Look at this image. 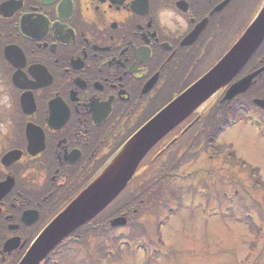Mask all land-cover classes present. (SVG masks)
<instances>
[{"label": "flooded vegetation", "instance_id": "1", "mask_svg": "<svg viewBox=\"0 0 264 264\" xmlns=\"http://www.w3.org/2000/svg\"><path fill=\"white\" fill-rule=\"evenodd\" d=\"M6 3L12 6L0 15V61L19 113L0 154V182L14 181L0 198V264L19 256L17 238L26 246L200 68L210 59L206 69L216 65L257 18L264 0H0V6ZM165 7L187 19L186 33L163 31L157 13ZM7 46L21 51L12 54L14 61L5 58ZM18 71L27 77L20 86L13 82ZM256 72L254 87L262 86L264 41L240 77ZM24 94L34 98L32 114L21 109ZM30 123L44 136L36 127L27 130ZM13 149L23 151L22 158L3 164ZM152 162L145 167L152 169ZM152 196L139 200L142 209L132 206L115 217H126L128 225L139 211L153 218ZM136 223L149 225L143 216ZM10 239L7 251L19 248L6 252Z\"/></svg>", "mask_w": 264, "mask_h": 264}, {"label": "rangeland", "instance_id": "2", "mask_svg": "<svg viewBox=\"0 0 264 264\" xmlns=\"http://www.w3.org/2000/svg\"><path fill=\"white\" fill-rule=\"evenodd\" d=\"M208 59L207 57L205 61ZM211 61L210 59L205 66L198 70L199 75L207 71L203 70ZM8 104L3 87L0 84V142L2 136L7 135L9 122L6 126V120L13 112V108L10 107L12 108L10 109ZM198 129H200V126ZM180 132L181 130H178L172 137L177 136L179 140L169 150L170 166L161 174H169L172 167L177 165V171L179 169L181 173V177H175L177 184H185L186 180L194 183L196 180L192 179L191 176H194L197 170L202 174L210 172L204 179L207 177L218 189L237 181L239 186L232 189L231 194L235 189L241 188L242 193L240 196L242 198L239 203L234 204L235 210H229L223 216L213 211L201 212L200 205H204L202 203H204L203 199H206V197H201L197 193L194 200L196 199L198 204L193 203L196 206V211L194 212V209H181L162 230L165 244H162L158 238L156 239L153 234H150V239L154 238L152 246H165L161 255L154 256L151 252L145 253L139 248H126L127 250H114V255L111 257L105 256L104 252L100 253V251L92 252L89 257L88 250L92 246L91 248H84L83 246L71 244L66 254L68 257H64L63 254L55 257L59 264H77L82 260L86 261L85 264H96L98 261L100 264H264L263 135L255 127L245 124L227 131L219 140L220 145L231 143L240 158L260 168L262 174L260 183L263 186L257 187L256 183L259 178H256L255 184L251 185L248 165L244 167L239 162V166L236 168L242 178L244 177L246 181L244 182L241 176L226 167L225 163L230 158L228 156L230 153L226 149L218 148L216 144L215 147L211 145L205 149L209 141V134L205 137L200 132L192 133L191 131L180 137ZM170 141L167 140L166 144ZM4 144L7 146L3 142V146ZM194 153H199L194 162L192 160L183 162L185 155ZM175 172L176 170L172 171L173 174ZM145 173L146 170L141 168L137 176L144 178ZM240 184L244 185L241 186ZM187 193L189 200H191V193L189 194V191ZM212 202L214 203L213 206L217 204L227 205L222 196H213ZM218 208L214 207V209ZM250 214L255 216V220L252 222L248 220ZM251 227H254V229ZM153 231V229H149V233H153Z\"/></svg>", "mask_w": 264, "mask_h": 264}, {"label": "water", "instance_id": "3", "mask_svg": "<svg viewBox=\"0 0 264 264\" xmlns=\"http://www.w3.org/2000/svg\"><path fill=\"white\" fill-rule=\"evenodd\" d=\"M263 40L264 7L230 53L123 146L101 174L43 231L20 264H41L64 240L109 206L127 187L149 151L218 92L230 85ZM254 76H248L233 84L225 99L230 100L244 93L251 86ZM260 105L264 107V103Z\"/></svg>", "mask_w": 264, "mask_h": 264}, {"label": "trees", "instance_id": "4", "mask_svg": "<svg viewBox=\"0 0 264 264\" xmlns=\"http://www.w3.org/2000/svg\"><path fill=\"white\" fill-rule=\"evenodd\" d=\"M236 106L237 104H235L234 106L227 104L221 105L219 111L211 116L209 121L212 130L209 132V137H208L209 141L212 142L215 141L218 138V136L222 133L223 128H225L230 124V119L238 115L237 112L238 108H236ZM207 128H209V126H207L206 129ZM231 157L233 159L235 158L233 152L231 153ZM193 159H197V157L193 156ZM166 161H167V155L163 154L160 157H158L157 160L154 161V163L153 162L151 163L152 169H148L147 167H144L143 169L146 170L145 177L143 178L137 176L138 180H135L133 186L131 187L130 192L118 202L111 216L103 219V221L99 223L98 229L103 231L100 233L95 232L96 236H94V238L98 239L100 244L103 241L111 244V246L113 247V249L111 250L113 252L114 250L121 249L120 246L118 245V241L121 239V237L116 238V229L110 226L109 219L116 214H119L126 210H130L133 204H135L136 206L138 205L136 209H142L143 207L140 205L141 202L139 200L143 198V195L150 193L153 194L150 203L153 206L155 212L154 215H157L160 212L161 207H165L167 211L171 210L172 206H170V203L173 201L171 199L177 198L181 200L179 195L184 190L180 189L178 184H177V189L175 188L173 183L174 180L173 181L170 180L171 178L170 173L161 174V172L165 170ZM231 164L233 165V162H231ZM252 173L257 174L258 172H256V170H253ZM202 180H203L202 177L200 176L196 177L195 188H197L198 190H204V188H208L207 186L205 187L206 182H202ZM260 182L261 180L257 181L256 183L257 187L263 186ZM195 188L193 191H195ZM191 190L192 189H190L189 191ZM162 192L163 193L168 192L169 194H163ZM157 193L159 194L157 195ZM141 213L142 212L139 211L136 217L140 216ZM141 217L142 215L139 217V219ZM161 221L162 220L159 219L158 217L157 225H161ZM140 226L142 225L132 223L131 225H127L125 229L131 231L133 237L139 238L143 235V231ZM107 228L109 229V232H108V236L105 237L107 231L105 229ZM69 241H72L76 245L84 244L85 246H88V243H86L88 242V236L85 237L76 236L74 237V239L68 240L67 243ZM67 243L62 245L59 249L63 250L66 247ZM99 251L100 253L104 252L105 256L110 257V253H108L107 250L105 249L101 250L99 248L98 252ZM54 260L55 258H50L46 260L44 264H52L54 263Z\"/></svg>", "mask_w": 264, "mask_h": 264}, {"label": "clouds", "instance_id": "5", "mask_svg": "<svg viewBox=\"0 0 264 264\" xmlns=\"http://www.w3.org/2000/svg\"><path fill=\"white\" fill-rule=\"evenodd\" d=\"M107 9V5L103 6ZM159 26L169 36H177L189 30V23L184 16L172 8H162L157 13Z\"/></svg>", "mask_w": 264, "mask_h": 264}, {"label": "bare ground", "instance_id": "6", "mask_svg": "<svg viewBox=\"0 0 264 264\" xmlns=\"http://www.w3.org/2000/svg\"><path fill=\"white\" fill-rule=\"evenodd\" d=\"M125 196H126V195L124 194L123 197H125ZM133 207L136 208V205L133 204ZM116 235H118V236H125L126 234L123 233V232H120L119 230H116ZM30 249H31V247L28 249V251H29Z\"/></svg>", "mask_w": 264, "mask_h": 264}]
</instances>
